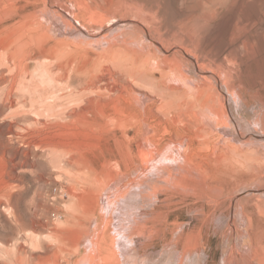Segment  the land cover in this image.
<instances>
[{
	"label": "rangeland",
	"instance_id": "374dc122",
	"mask_svg": "<svg viewBox=\"0 0 264 264\" xmlns=\"http://www.w3.org/2000/svg\"><path fill=\"white\" fill-rule=\"evenodd\" d=\"M88 250L264 264V0H0V264Z\"/></svg>",
	"mask_w": 264,
	"mask_h": 264
},
{
	"label": "bare ground",
	"instance_id": "6f19581e",
	"mask_svg": "<svg viewBox=\"0 0 264 264\" xmlns=\"http://www.w3.org/2000/svg\"><path fill=\"white\" fill-rule=\"evenodd\" d=\"M263 212V211H262ZM259 213V212H258ZM263 230V229H262ZM97 252V251H96ZM96 252H94V250H88V252H87V254L91 257V259L90 260H92L91 262H94L95 264H101L102 263V260H100V259H98V260H96L95 258V253ZM113 253V252H112ZM92 254V255H91ZM110 255H111V253H110ZM119 255H121V254H119ZM99 256V255H98ZM84 257V256H83ZM88 257V256H87ZM89 257V258H90ZM117 259H118V257H117ZM88 261H89V259H88ZM113 263H115V258H114V254H113V261H112ZM118 262H119V260H118ZM75 264H89L87 261H85L84 259H80V260H76L75 261ZM120 264V263H119Z\"/></svg>",
	"mask_w": 264,
	"mask_h": 264
}]
</instances>
